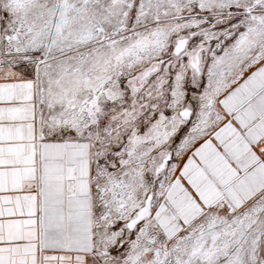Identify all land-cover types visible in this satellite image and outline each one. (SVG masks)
Returning <instances> with one entry per match:
<instances>
[{"label": "snow or ice", "instance_id": "6c2138e0", "mask_svg": "<svg viewBox=\"0 0 264 264\" xmlns=\"http://www.w3.org/2000/svg\"><path fill=\"white\" fill-rule=\"evenodd\" d=\"M0 264H264V0H0Z\"/></svg>", "mask_w": 264, "mask_h": 264}]
</instances>
